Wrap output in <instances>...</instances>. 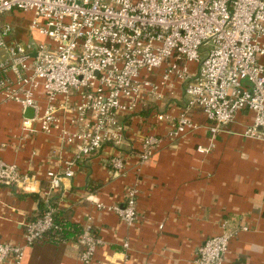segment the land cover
Masks as SVG:
<instances>
[{
  "label": "built area",
  "instance_id": "1",
  "mask_svg": "<svg viewBox=\"0 0 264 264\" xmlns=\"http://www.w3.org/2000/svg\"><path fill=\"white\" fill-rule=\"evenodd\" d=\"M17 14L30 18L25 40L7 20ZM0 97L21 107L24 137L56 136L61 152L53 159L71 152L61 172H48L45 211L25 224L23 242L0 241V264H22L27 249L61 229L50 196L81 163L107 156L113 172L136 174L123 206L87 197L131 227L140 169L164 143L204 130L210 145L197 150L209 153L243 112L253 122L242 135L264 142V0H0ZM145 108L162 133L135 135L129 121ZM0 185L35 194L38 180L0 159ZM82 228L80 259L91 264L103 241L91 223ZM248 230L224 223L195 261L223 264L231 240Z\"/></svg>",
  "mask_w": 264,
  "mask_h": 264
},
{
  "label": "crops",
  "instance_id": "2",
  "mask_svg": "<svg viewBox=\"0 0 264 264\" xmlns=\"http://www.w3.org/2000/svg\"><path fill=\"white\" fill-rule=\"evenodd\" d=\"M29 19L20 14L7 18L14 20L24 40L29 37ZM151 111L145 108L129 121L135 135L164 131ZM22 116L18 104L0 97V159L38 180L35 194L0 185V241L17 244L23 242L25 224L38 217L40 201L48 193V172H61L63 159L71 157L65 150L63 159H53V151L61 152L56 136L24 137ZM252 122V113L239 114L226 132L215 137L209 153L197 150L210 145L204 130L171 145L164 143L140 169L139 221L131 227L116 212L99 210L87 201L91 196L107 207L123 206L129 186L137 181L133 171L113 172L107 156L78 165L75 177L65 182L64 193L54 192L50 199L68 211L72 223H91L103 241L91 264H199L198 248L220 235L224 223L232 230L244 226L249 230L239 231L231 240L223 264H264V142L242 135ZM104 151L115 152L109 146ZM96 185L101 186L91 191ZM80 255L76 240L55 244L49 236L27 249L22 264H83Z\"/></svg>",
  "mask_w": 264,
  "mask_h": 264
},
{
  "label": "trees",
  "instance_id": "3",
  "mask_svg": "<svg viewBox=\"0 0 264 264\" xmlns=\"http://www.w3.org/2000/svg\"><path fill=\"white\" fill-rule=\"evenodd\" d=\"M101 185H96L95 187H90L91 191L97 190ZM52 206L55 209L54 212V220L55 223L60 226V230L50 232L48 236L51 237L52 241L55 244H59L63 241H68L71 239L78 240L80 234L83 231L82 226L79 224H74L69 220L68 218V211H66L63 208H58L56 203H53V200H51ZM46 203L44 201H40V211L38 213V217H42L44 211H45ZM32 221V220H31Z\"/></svg>",
  "mask_w": 264,
  "mask_h": 264
},
{
  "label": "water",
  "instance_id": "4",
  "mask_svg": "<svg viewBox=\"0 0 264 264\" xmlns=\"http://www.w3.org/2000/svg\"><path fill=\"white\" fill-rule=\"evenodd\" d=\"M26 116L32 117L33 116V111L31 109L27 110Z\"/></svg>",
  "mask_w": 264,
  "mask_h": 264
}]
</instances>
